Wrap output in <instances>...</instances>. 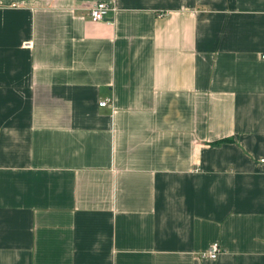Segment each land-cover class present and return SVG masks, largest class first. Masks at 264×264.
<instances>
[{
	"label": "crops",
	"instance_id": "obj_1",
	"mask_svg": "<svg viewBox=\"0 0 264 264\" xmlns=\"http://www.w3.org/2000/svg\"><path fill=\"white\" fill-rule=\"evenodd\" d=\"M263 54L264 0H0V264H264Z\"/></svg>",
	"mask_w": 264,
	"mask_h": 264
},
{
	"label": "built area",
	"instance_id": "obj_2",
	"mask_svg": "<svg viewBox=\"0 0 264 264\" xmlns=\"http://www.w3.org/2000/svg\"><path fill=\"white\" fill-rule=\"evenodd\" d=\"M112 12H116V6L107 1H98L90 7V15L94 21L106 20ZM110 103V99H104L100 102V106H108ZM261 163L264 164V158H261ZM220 251V243L216 241L211 245L210 249L207 251V254L210 257H217Z\"/></svg>",
	"mask_w": 264,
	"mask_h": 264
}]
</instances>
